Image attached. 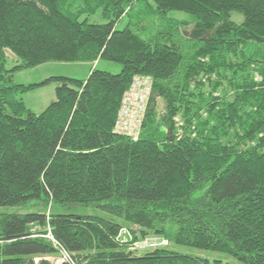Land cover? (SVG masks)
Instances as JSON below:
<instances>
[{"label": "trees", "instance_id": "trees-1", "mask_svg": "<svg viewBox=\"0 0 264 264\" xmlns=\"http://www.w3.org/2000/svg\"><path fill=\"white\" fill-rule=\"evenodd\" d=\"M171 12L192 16V51L171 40L188 27ZM98 13L105 23H88ZM100 60L121 73L13 82L16 71ZM137 76L152 90L134 141L115 126ZM51 85L40 114L19 98ZM33 201L42 213L0 214V264H50L48 226L79 264H211L169 247L133 254L115 242L123 227L264 264V0H0V207Z\"/></svg>", "mask_w": 264, "mask_h": 264}, {"label": "rangeland", "instance_id": "rangeland-1", "mask_svg": "<svg viewBox=\"0 0 264 264\" xmlns=\"http://www.w3.org/2000/svg\"><path fill=\"white\" fill-rule=\"evenodd\" d=\"M149 4L153 5V0H145ZM169 18L176 19L178 21H185L188 23V27L186 29H180L179 35H174L171 40H173L176 44H178L183 51H189L193 50V43L188 42L186 40V36L184 31L189 32L192 28L193 18L192 16L182 13V12H171L168 14ZM232 21L239 24V22L242 21V17L238 15L237 13L232 14ZM88 23L90 24H104L105 21L102 19L100 13L88 17ZM128 23V18H124L121 20L117 25V30H123L125 26ZM151 36H155V32L152 33ZM180 36V37H179ZM182 37V39H181ZM163 42V40H161ZM166 43L170 44V41H166ZM5 56L7 58V65L6 69L10 70L13 67H15L18 62L17 60L9 53L5 52ZM121 66L116 63L108 62L105 60H100L99 65H95L93 70H98L102 72L109 73L111 75H118L121 73ZM89 66L88 64L83 63H48L44 66H39L33 69L29 70H23V71H16L13 74V82L17 85H32V84H38L43 78L47 76H54V77H64V78H70L75 80H86L89 76ZM45 88V87H44ZM41 89V88H40ZM53 86H50L49 88H46L42 91H31L25 94L19 95V98H21L25 104V106L32 110L35 114L42 113L47 106H49L54 100L55 96L53 93L50 95H44L43 93H46L47 91H51ZM39 90V89H38ZM158 112L160 115L164 113V105L162 101H158ZM37 201H33L28 203L25 206L20 207H0V214H13V215H23L28 213H42L44 209L42 207L35 206ZM46 212L49 214L50 207L46 209ZM65 212L68 214H74V215H80V216H99L104 217L107 216L105 212H103L100 209H96L93 207H66ZM154 236H148L146 238H150ZM156 237V236H155ZM160 237V236H158ZM163 238V237H160ZM165 241L166 238H163ZM168 241V240H167ZM169 242V241H168ZM169 248L179 254L190 256V257H196L200 259H204L209 261L211 264H241L237 260H235L233 257L220 253V252H213V251H207V250H198L194 248L189 247H182V246H175L170 245Z\"/></svg>", "mask_w": 264, "mask_h": 264}, {"label": "built area", "instance_id": "built-area-1", "mask_svg": "<svg viewBox=\"0 0 264 264\" xmlns=\"http://www.w3.org/2000/svg\"><path fill=\"white\" fill-rule=\"evenodd\" d=\"M151 90L152 81L150 78L143 76L134 78L130 89L123 97L118 113L115 126L117 134L131 138L134 141L137 140L147 110ZM136 230H138L136 227L120 228L115 242L136 255L169 247V242L158 236L135 239L134 231ZM43 237L52 243L56 252L53 257L45 258L50 264H79L73 255L54 239L49 226L46 228V234Z\"/></svg>", "mask_w": 264, "mask_h": 264}, {"label": "crops", "instance_id": "crops-1", "mask_svg": "<svg viewBox=\"0 0 264 264\" xmlns=\"http://www.w3.org/2000/svg\"><path fill=\"white\" fill-rule=\"evenodd\" d=\"M44 65H46V64H44ZM44 65H42V66H44ZM95 65H99V61H97L96 63H94V64H88V66H89V71L91 72V70L95 67ZM89 72V73H90ZM51 77H54V76H47V77H45V78H43L40 82H42L43 80H46V79H48V78H51ZM52 86V85H51ZM50 86H48V87H45V88H41V89H39V90H36V91H42V90H45L46 88H49ZM53 88L54 89H52L51 91H47L46 93H43L44 95L46 94V95H50V92H51V94L53 93V95L55 96V87L53 86ZM48 107V106H47ZM32 111V110H31Z\"/></svg>", "mask_w": 264, "mask_h": 264}]
</instances>
